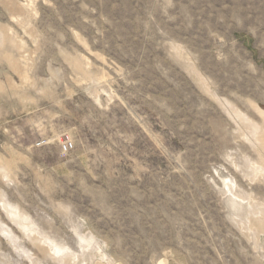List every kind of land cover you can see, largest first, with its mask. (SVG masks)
Listing matches in <instances>:
<instances>
[{"label":"rangeland","instance_id":"374dc122","mask_svg":"<svg viewBox=\"0 0 264 264\" xmlns=\"http://www.w3.org/2000/svg\"><path fill=\"white\" fill-rule=\"evenodd\" d=\"M0 264H264V0H0Z\"/></svg>","mask_w":264,"mask_h":264},{"label":"built area","instance_id":"2783aa9c","mask_svg":"<svg viewBox=\"0 0 264 264\" xmlns=\"http://www.w3.org/2000/svg\"><path fill=\"white\" fill-rule=\"evenodd\" d=\"M72 148V143L70 140H66L65 142H63V145H62V150L64 152H68L70 151Z\"/></svg>","mask_w":264,"mask_h":264}]
</instances>
